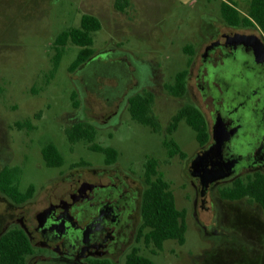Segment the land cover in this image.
I'll return each instance as SVG.
<instances>
[{
    "label": "rangeland",
    "instance_id": "obj_1",
    "mask_svg": "<svg viewBox=\"0 0 264 264\" xmlns=\"http://www.w3.org/2000/svg\"><path fill=\"white\" fill-rule=\"evenodd\" d=\"M218 2L129 0L124 10L111 4L108 11L105 0H0V168L18 166L20 189L32 185L35 191L19 207L0 196V229L11 214L41 206L52 183L73 172L92 176L101 170L117 171L141 198L146 187L143 164L153 157L170 183L177 207L186 209L185 241L167 239L156 249L141 238L133 245L139 254L154 264H264L262 208L246 197L222 199L219 189L232 182L218 183L208 201L216 205L219 229L207 232L201 222L209 225L214 216L195 206L196 188L188 173L190 159L201 145L183 121L174 132L166 130L185 103L200 109L210 129L213 107L201 95L195 77L212 29L251 32L264 40L257 25L229 27L219 14ZM82 3L103 5L98 11L102 28L93 34L95 54L70 72L68 66L79 47L68 43L54 69L52 41L60 31L78 25ZM243 8L235 5L241 16L246 13ZM192 63L196 65L190 75ZM183 69L187 70L186 91L172 96L165 86ZM144 90L154 94L153 111L161 125L157 133L132 120L127 109V96ZM79 121L94 125L95 142L118 151L109 168L104 165L105 155L91 150L89 142L67 140L64 129ZM164 139L175 141L186 157H169ZM48 142L63 155L59 167L47 166L43 160L41 148ZM124 261L122 257L116 264Z\"/></svg>",
    "mask_w": 264,
    "mask_h": 264
},
{
    "label": "flooded vegetation",
    "instance_id": "obj_2",
    "mask_svg": "<svg viewBox=\"0 0 264 264\" xmlns=\"http://www.w3.org/2000/svg\"><path fill=\"white\" fill-rule=\"evenodd\" d=\"M232 31L238 30L210 31L195 77L201 95L213 107L210 139L200 150L213 141L211 130L216 116L221 117L230 134L222 158L235 160L233 172L220 183L233 182L244 174L264 173V59L256 56L252 45L226 42L223 35ZM216 41L220 42L209 47ZM195 65L192 63L190 75ZM115 162L104 165L109 168ZM190 182L196 188L195 206L212 211L214 216L209 225L200 221L201 225L218 231L216 205L208 201L214 188L202 197L199 178L190 176ZM34 195L35 191L29 199L16 203L0 192L2 198L18 207ZM140 202L138 192L117 171L106 169L92 176L73 172L52 183L41 206L11 214L0 235L12 223L24 230L31 246L26 264H116L122 257L126 260L135 249L134 243L142 238Z\"/></svg>",
    "mask_w": 264,
    "mask_h": 264
},
{
    "label": "trees",
    "instance_id": "obj_3",
    "mask_svg": "<svg viewBox=\"0 0 264 264\" xmlns=\"http://www.w3.org/2000/svg\"><path fill=\"white\" fill-rule=\"evenodd\" d=\"M129 4L128 0H115L114 6L118 10H124ZM222 20L229 26H254L257 25L264 35V0H249L248 10L241 16L234 5L221 2L219 6ZM101 21L97 16L83 13L79 23L60 31L53 39V47L56 53L53 57L54 69L57 68L62 55V49L68 43L79 47L75 58L68 66V71H76L80 66L94 56L93 34L101 29ZM191 54V50L185 48ZM190 51V52H189ZM187 70L178 71L172 84L165 86L166 90L175 97L182 96L186 91ZM74 93H72V97ZM128 112L132 120L148 126L153 132H159L161 125L153 111L154 94L144 90L135 93L128 98ZM73 102V106H76ZM184 122L194 131L197 142L204 146L210 139V132L205 116L198 107L191 103H185L179 107L170 118L166 130L174 132L180 122ZM67 140L70 143L85 140L90 143L93 151L105 155V163L110 164L117 160L118 151L112 146H103L95 142L96 130L93 124L87 121H79L64 129ZM163 144L168 148V156L174 154L184 159L183 152L172 139H164ZM43 160L47 166L59 167L64 158L58 147L48 142L41 148ZM143 181L146 185L142 192L140 202L141 227L140 235L146 244H152L156 249H161L163 242L174 239L179 244L185 241L186 209L178 208L175 195L170 183L158 170V161L153 157H147L143 164ZM18 166H5L0 170V192L16 203L24 202L32 197L34 188L32 185L25 190L19 187ZM219 196L226 200H239L248 198L257 203L264 212V173L256 172L247 176L245 180L237 178L231 185L222 187L218 191ZM147 229L146 231H144ZM31 246L23 229L14 227L7 229L0 235V264H26V257L30 253ZM92 264H112L109 261H95ZM125 264H154L149 257L143 256L134 249L127 255Z\"/></svg>",
    "mask_w": 264,
    "mask_h": 264
},
{
    "label": "water",
    "instance_id": "obj_4",
    "mask_svg": "<svg viewBox=\"0 0 264 264\" xmlns=\"http://www.w3.org/2000/svg\"><path fill=\"white\" fill-rule=\"evenodd\" d=\"M223 37L228 43L252 45L256 56H261L264 59V40L259 35L232 31L226 33ZM217 42L220 41L211 43L209 47L217 44ZM84 65L85 63L82 66ZM211 132L213 141L193 155L188 167L189 175L199 178V191L202 197H204L208 189L212 190L218 183L231 175L233 172L232 166L235 162V160L224 161L222 158L223 146L230 134L226 131L220 116L215 117ZM204 227L207 232H218L208 228L211 226Z\"/></svg>",
    "mask_w": 264,
    "mask_h": 264
},
{
    "label": "crops",
    "instance_id": "obj_5",
    "mask_svg": "<svg viewBox=\"0 0 264 264\" xmlns=\"http://www.w3.org/2000/svg\"><path fill=\"white\" fill-rule=\"evenodd\" d=\"M112 1H113V3H112ZM114 1L115 0H105V2H106L105 7H107L108 11L112 10L111 4L114 5ZM207 1H211V0H207ZM218 1H219L218 2L219 6H220V3L223 1V2L229 3V4L234 5V6L235 5H237V6L238 5H241V6L243 5L244 11L247 12V10H248L249 0H218ZM238 2H240V4ZM102 8H103V5L95 6L94 4L85 5L83 3L79 6V10L81 11L80 12L81 14L87 13V14H91V15L97 16L99 18V20L101 21V25H102V19L100 18V14H99L98 11L101 10ZM81 14H80V16H81ZM219 14H220V10H219ZM101 28H102V26H101Z\"/></svg>",
    "mask_w": 264,
    "mask_h": 264
}]
</instances>
